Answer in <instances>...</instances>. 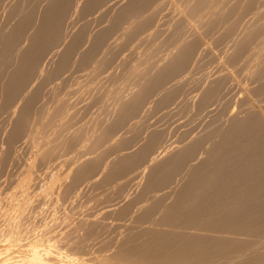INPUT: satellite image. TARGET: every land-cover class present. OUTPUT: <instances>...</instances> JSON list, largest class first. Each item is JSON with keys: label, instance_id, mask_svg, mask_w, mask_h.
Masks as SVG:
<instances>
[{"label": "rangeland", "instance_id": "rangeland-1", "mask_svg": "<svg viewBox=\"0 0 264 264\" xmlns=\"http://www.w3.org/2000/svg\"><path fill=\"white\" fill-rule=\"evenodd\" d=\"M258 1L0 0V263H27L25 260L31 247L37 245L38 249L49 247L51 255L46 253L49 264H67L70 259L69 264H163L166 259L162 258L168 256L164 252L167 249L174 252L178 248L183 249L180 256L184 258L178 256L173 260L174 264L178 259H182L180 264H187L191 258L188 264H193L195 257L194 264H201L202 258H205L203 264H264V211H260V207H264L261 205L262 198L264 201V0ZM56 5H59L56 8L59 12ZM33 37L40 40H33ZM31 48H35L34 53ZM66 59L68 66H65ZM202 93L207 94L203 97ZM249 131L256 139L254 142L241 139L235 144L228 140L218 143L226 132L227 137L234 135L232 139L238 140ZM211 164L217 168L223 166L224 174L221 173L216 180L214 177L210 179L212 171L210 178L204 173L205 167L210 168ZM240 168L241 172L238 171ZM172 169L178 171L171 175L169 171ZM228 174L225 183L218 181L224 176L227 178ZM237 182L238 187L243 185L241 189H226V185L235 187ZM255 183L263 184L259 187V191L263 187V195L261 191L255 194ZM177 198L183 204H177ZM230 209H240L236 212H241L235 216V211L231 213ZM242 210L247 212L244 214ZM149 248L153 252L150 250L146 254L143 250ZM52 249L62 253L65 259L54 258L56 255ZM155 249L162 250L164 257L159 258L162 262L153 260L160 256L155 254ZM4 256L8 258L4 260ZM8 259L13 263L7 262Z\"/></svg>", "mask_w": 264, "mask_h": 264}, {"label": "bare ground", "instance_id": "bare-ground-1", "mask_svg": "<svg viewBox=\"0 0 264 264\" xmlns=\"http://www.w3.org/2000/svg\"><path fill=\"white\" fill-rule=\"evenodd\" d=\"M1 1H3V0H1ZM92 1H93V0H92ZM98 1H99V0H98ZM116 1H117V0H116ZM212 1H213V0H212ZM228 1H229V0H228ZM230 1H231V0H230ZM233 1H234V0H233ZM250 1H251V0H250ZM259 1H260V0H259ZM259 1H258V2H259ZM6 2H7V0H6ZM71 2H72V1H71ZM73 2H74V1H73ZM96 2H97V1H96ZM112 2H113V1H112ZM201 2H202V1H201ZM236 2H237V1H236ZM252 2H253V1H252ZM2 3H3V2H2ZM56 3H57V2H56ZM63 3H64V2H63ZM86 3H87V2H86ZM174 3H175V2H174ZM205 3H206V2H205ZM254 3H255V1H254L252 4H254ZM61 4H62V3H61ZM104 4H105V3H104ZM108 4H109V3H108ZM119 4H120V3H119ZM124 4H125V3H124ZM135 4H136V3H135ZM157 4H158V3H157ZM220 4H221V2H220ZM220 4H219V5H220ZM259 4H260V3H259ZM22 5H23V4H22ZM93 5H94V4H93ZM114 5H115V4H114ZM143 5H144V4H143ZM210 5H211V4H210ZM227 5H228V3H227ZM247 5H248V4H247ZM9 6H10V5H9ZM57 6H59V5H56V7H55V6H53V7H55V9H56ZM73 6H74V5H73ZM86 6H87V5H86ZM90 6H91V5H90ZM111 6H112V5H111ZM157 6H158V5H157ZM256 6H257V5H256ZM261 6H262V5H261ZM5 7H6V6H5ZM92 7H93V6H91V8H92ZM109 7H110V6H109ZM128 7H129V6H128ZM240 7H241V6H240ZM248 7H249V5H248ZM248 7H246V8H248ZM258 7H259V6H258ZM22 8H23V6H22ZM82 8H83V7H82ZM86 8H87V7H86ZM102 8H103V7H102ZM102 8H101V9H102ZM140 8H141V7H140ZM200 8H201V7H200ZM204 8H205V7H204ZM207 8H208V7H207ZM211 8H212V7H211ZM251 8H252V7H251ZM254 8H255V6H254ZM256 8H257V7H256ZM28 9H29V8H28ZM60 9H61V8H60ZM62 9H63V8H62ZM98 9H99V7H98ZM131 9H132V8H131ZM153 9H154V8H153ZM188 9H189V8H188ZM212 9H214V8H212ZM244 9H245V8H244ZM257 9H260V8H257ZM3 10H4V8H3ZM21 10H22V9H21ZM56 10L58 11L59 9H56ZM114 10H115V9H114ZM209 10H211V9H209ZM214 10H215V9H214ZM228 10H229V7H228ZM228 10H227V11H228ZM252 10H254V9H252ZM261 10H262V9H261ZM13 11H14V10H13ZM49 11H50V10H49ZM65 11H66V10H65ZM85 11H86V10H85ZM89 11H90V10H89ZM188 11H189V10H188ZM191 11H192V10H191ZM195 11H197V10H195ZM204 11H206V9H205ZM241 11H242V9H241ZM247 11H248V9H247ZM255 11H256V10H255ZM257 11H258V10H257ZM257 11H256V12H257ZM58 12H59V11H58ZM91 12H92V11H91ZM93 12H94V11H93ZM112 12H113V11H112ZM176 12H177V11H176ZM197 12H198V11H197ZM231 12H232V11H231ZM242 12H243V11H242ZM252 12H254V11H252ZM252 12H251V13H252ZM259 12H260V11H258L257 13H259ZM15 13H16V12H15ZM33 13H37V12H34V11H33ZM106 13H107V12H106ZM187 13H188V12H187ZM202 13H203V12H202ZM243 13H244V12H243ZM19 14H20V10H19ZM57 14H58V13H57ZM62 14H63V12H62ZM62 14H61V15H62ZM104 14H105V13H104ZM117 14H118V13H117ZM148 14H149V13H148ZM205 14H206V13H205ZM207 14H208V13H207ZM216 14H217V13H216ZM226 14H229V13L227 12ZM230 14H232V13H230ZM245 14H246V13H245ZM254 14H255V16H256V13H254ZM13 15H14V14H13ZM33 15H34V14H33ZM59 15H60V14H59ZM89 15H90V13H89ZM94 15H95V14H94ZM96 15H97V14H96ZM100 15H101V14H100ZM123 15H124V13H123ZM197 15H198V14H197ZM210 15H211V14H210ZM246 15H247V14H246ZM250 15H251V14H250ZM78 16H79V14H78ZM78 16H77V17H78ZM120 16H121V15H120ZM207 16H208V15H207ZM230 16H231V15H230ZM230 16H229V17H230ZM240 16H241V13H240ZM6 17H7V16H6ZM60 17H61V16H60ZM63 17H64V16H63ZM95 17H96V16H95ZM109 17H110V15H109ZM114 17H115V16H114ZM118 17H119V16H118ZM185 17H186V16H185ZM201 17H202V16H201ZM201 17H200V19H201ZM229 17H228V20L230 19ZM252 17H253V16H252ZM257 17H258V16H257ZM28 18H29V17H28ZM57 18H58V16H57ZM61 18H62V17H61ZM61 18H60V19H61ZM91 18L93 19V17H91ZM115 18H116V17H115ZM120 18H121V17H120ZM181 18H182V17H181ZM244 18H245V17H244ZM244 18H243V19H244ZM246 18H247V17H246ZM15 19H16V18H15ZM40 19H41V18H40ZM63 19H64V18H63ZM77 19H78V18H77ZM107 19H108V18H107ZM185 19H186V18H185ZM208 19H209V18H208ZM214 19H215V18H214ZM223 19H224V18H223ZM226 19H227V17H226ZM259 19H261V18H259ZM11 20H12V19H11ZM11 20H10V21H11ZM17 20H18V19H17ZM46 20H47V19L44 20V23L47 24V21H46ZM67 20H68V19H67ZM80 20H81V19H80ZM88 20H89V19H88ZM88 20H87V21H88ZM105 20H106V19H105ZM111 20H112V18H111ZM126 20H127V19H126ZM126 20H125V21H126ZM171 20H172V19H171ZM187 20H188V19H187ZM204 20H205V19H204ZM212 20H213V19H211V22H212ZM217 20H218V19H217ZM228 20H227V21H228ZM252 20H254V17H253ZM263 20H264V19H263ZM263 20L261 21L262 23H263ZM27 21H28V20H27ZM45 21H46V22H45ZM81 21H82V20H81ZM106 21H107V20H106ZM114 21H115V20H114ZM174 21H176V20H174ZM174 21H172V22H174ZM201 21H202V20H201ZM224 21H225V20H224ZM242 21H243V20H242ZM245 21H246V19H245ZM52 22H54V21H52ZM116 22H117V20H116ZM118 22H119V20H118ZM172 22H171V23H172ZM186 22H187V21H186ZM188 22H189V21H188ZM188 22H187V23H188ZM203 22H204V21H203ZM209 22H210V20H209ZM231 22H232V21H231ZM252 22H253V21H251V23H252ZM255 22H256V20H255ZM255 22H254V23H255ZM19 23H20V22H19ZM91 23H92V22H91ZM98 23H99V22H98ZM102 23H103V22H102ZM110 23H111V22H110ZM132 23H133V22H132ZM243 23H244V22H243ZM243 23H242V24H243ZM249 23H250V22H249ZM256 23H257V22H256ZM56 24H57V22H56ZM100 24H101V23H100ZM103 24H104V23H103ZM118 24H119V23H118ZM127 24H128V23H127ZM141 24H144V23H141ZM174 24H175V23H174ZM190 24H191V23H190ZM194 24H195V23H194ZM222 24H223V23H222ZM49 25H50V23H49ZM53 25H54V24H53ZM58 25H59V24H58ZM81 25H82V24H81ZM101 25H102V24H101ZM105 25H106V24H105ZM112 25H113V24H112ZM114 25H115V24H114ZM114 25H113V26H114ZM124 25H125V24H124ZM164 25H165V24H164ZM210 25H211V24H210ZM227 25H228V24H227ZM237 25H239V24H237ZM240 25H241V24H240ZM251 25H252V24H251ZM255 25H257V24H255ZM261 25H262V24H261ZM20 26H21V25H20ZM73 26H74V24H73ZM96 26H98V25H96ZM106 26H107V25H106ZM203 26H205V25H203ZM241 26H243V25H241ZM247 26H248V25H247ZM252 26H253V25H252ZM258 26H259V25H258ZM263 26H264V25H263ZM40 27H41V26H40ZM46 27H48V29L50 28V27L48 26V24H47ZM46 27H45V28H46ZM51 27H52V24H51ZM206 27H207V26H206ZM214 27H216V26L214 25ZM32 28H33V27H32ZM93 28H94V26H93ZM97 28H98V27H97ZM174 28H175V27H174ZM174 28H173V30H174ZM178 28H179V27H178ZM209 28H210V27H209ZM211 28H212V26H211ZM235 28H236V27H235ZM237 28H238V27H237ZM239 28H240V27H239ZM252 28H253V27H252ZM254 28H255V27H254ZM263 28H264V27H262V30H263ZM40 29H41V28H40ZM68 29H69V28H68ZM74 29H75V28H74ZM100 29H101V28H100ZM131 29H132V28H131ZM138 29H139V28H138ZM165 29H166V28H165ZM170 29H171V28H170ZM194 29H195V28H194ZM213 29H215V28H213ZM256 29H257V28H256ZM259 29H260V28H259ZM23 30H24V28H23ZM46 30H47V29H46ZM61 30H62V29H61ZM72 30H73V29H72ZM97 30H98V29H97ZM97 30H96V31H97ZM106 30H107V28H106ZM128 30H129V29H128ZM191 30H192V29H191ZM206 30H207V29H206ZM231 30H232V29H231ZM234 30H235V29H234ZM240 30H241V29H240ZM245 30H246V27H245ZM253 30H255V29H253ZM257 30H258V29H257ZM257 30H256V32L258 33ZM262 30H261V31H262ZM66 31H67V30H66ZM135 31H136V30H135ZM171 31H172V30H171ZM175 31H176V30H175ZM179 31H180V30H179ZM186 31H187V30H186ZM192 31H193V30H192ZM210 31H212V30H210ZM213 31H214V30H213ZM235 31H236V30H235ZM261 31H260V32H261ZM48 32H49V31H48ZM76 32H77V31H76ZM84 32H85V31H84ZM99 32H100V31H99ZM165 32H166V31H165ZM167 32H168V31H167ZM189 32H190V31H189ZM229 32H230V31H229ZM256 32H255V33H256ZM260 32H259V34L262 35V33H260ZM49 33H50V32H49ZM94 33H95V32H94ZM114 33H115V32H114ZM127 33H128V32H127ZM163 33H164V32H163ZM173 33H174V31H173ZM214 33H215V31H214ZM219 33H220V32H219ZM219 33H218V34H219ZM232 33H234V32H232ZM232 33L230 32V34H232ZM237 33H239V32H237ZM242 33H244V32H242ZM247 33H249V32H247ZM251 33H252V32H251ZM17 34H20V32L17 33ZM17 34H15V35H17ZM68 34H69V33H68ZM74 34H75V32H74ZM77 34H79V33H77ZM101 34H102V33H101ZM110 34H111V33H110ZM128 34H129V33H128ZM130 34H131V33H130ZM167 34H168V33H167ZM186 34H187V33H186ZM218 34H217V35H218ZM222 34H223V33H222ZM222 34H221V35H222ZM235 34H236V33H235ZM21 35H22V34H21ZM65 35H66V34H65ZM92 35H93V33H92ZM157 35H158V34H157ZM182 35H183V34H182ZM200 35H201V34H200ZM240 35H241V33H240ZM240 35H239V36H240ZM246 35H247V34H246ZM254 35H255V34H254ZM254 35H253V36H254ZM257 35H258V34H257ZM257 35H256V36H257ZM46 36H47V35H46ZM72 36H73V34H72ZM106 36H107V35H106ZM127 36H128V35H127ZM127 36H126V37H127ZM131 36H132V35H131ZM155 36H156V35H155ZM250 36H251V35H250ZM21 37H22V36H21ZM77 37H79V36H77ZM77 37H76V38H77ZM82 37H83V36H82ZM104 37H105V36H104ZM179 37H180V36H179ZM184 37H185V36H184ZM199 37H201V36H199ZM234 37H235V35H234ZM234 37H233V38H234ZM251 37H252V36H251ZM254 37H255V36H254ZM257 37H258V36H257ZM259 37H260V35H259ZM14 38H16V37H14ZM14 38H13V39H14ZM18 38H19V36H18ZM35 38H38V37H33V40H34ZM41 38H42V37H41ZM71 38H72V37H71ZM76 38H75V40H77ZM90 38H91V37H90ZM107 38H108V37H107ZM153 38H154V37H153ZM186 38H187V37H186ZM205 38H206V37H205ZM231 38H232V37H230L229 39H231ZM241 38H242V37H241ZM246 38H248L249 40H252V39H250V37H246ZM252 38H253V37H252ZM260 38H261V37H260ZM260 38H259V39H260ZM42 39H43V38H42ZM79 39H80V38H79ZM101 39H102V38H101ZM179 39H180V38H179ZM182 39H183V36H182ZM237 39H239V38H236V40H237ZM36 40H37V39H36ZM38 40H40V38H38ZM38 40H37V41H38ZM52 40H53V39H52ZM80 40H81V39H80ZM87 40H88V38H87ZM89 40H90V39H89ZM89 40H88V41H89ZM93 40H95V39H93ZM157 40H158V39H157ZM180 40H181V39H180ZM232 40H233V39H232ZM232 40H231V41H232ZM254 40H258V39H257V38H254ZM50 41H51V40H50ZM71 41H72V40H71ZM122 41H123V40H122ZM127 41H128V40H127ZM144 41H145V40H144ZM144 41H143V42H144ZM195 41H196V40H195ZM202 41H203V40H202ZM227 41H228V40H227ZM241 41H242V40H241ZM244 41H245V40H244ZM247 41H248V40H247ZM47 42H48V41H47ZM73 42H74V41H73ZM148 42H149V41H148ZM158 42H159V41H158ZM166 42H167V41H166ZM175 42H176V41H175ZM190 42H191V41H190ZM209 42H210V40H209ZM216 42H217V41H216ZM229 42H230V41H229ZM233 42H234V41H233ZM248 42H250V41H248ZM256 42H257V41H256ZM259 42H260V40H259ZM259 42H257V43H259ZM263 42H264V39H263ZM263 42H262V44H263ZM32 43H33V42H32ZM38 43H39V42H38ZM38 43H37V45H38ZM75 43H77V42H75ZM79 43H80V42H79ZM114 43H115V42H114ZM144 43H145V42H144ZM144 43H143V44H144ZM152 43H153V42H152ZM162 43H163V42H162ZM205 43H206V42H205ZM212 43H213V42H212ZM220 43H221V42H220ZM235 43H236V42H235ZM242 43H243V42H242ZM17 44H18V43H17ZM33 44H34V43H33ZM33 44H32V45H33ZM72 44H73V43H72ZM84 44L86 45V43H84ZM91 44H93V43H91ZM95 44H96V42H95ZM124 44H125V43H124ZM135 44H136V43H135ZM164 44H165V43H164ZM218 44H219V43H218ZM222 44H223V43H222ZM226 44H227V42H226ZM239 44H240V43H239ZM243 44H244V43H243ZM251 44H253V43H251ZM262 44H261V45H262ZM19 45H20V44H19ZM73 45H75V44H73ZM78 45H79V44H78ZM97 45H98V44H97ZM99 45H100V43H99ZM160 45H161V44H160ZM160 45H158V46H160ZM169 45H170V44H169ZM185 45H186V44H185ZM206 45H207V44H206ZM220 45H221V44H220ZM223 45H224V44H223ZM227 45H228V44H227ZM227 45H226V46H227ZM229 45H230V44H229ZM236 45H237V44H236ZM40 46H41V45H40ZM90 46H91V45H90ZM153 46H154V45H153ZM186 46H187V45H186ZM216 46H217V45H216ZM226 46H225V47H226ZM245 46H246V45H245ZM259 46H260V45H259ZM259 46H258V47H259ZM263 46H264V45H263ZM31 47H33V46H31ZM73 47H76V46H73ZM97 47H98V46H97ZM154 47H155V46H154ZM167 47H168V46H166V48H167ZM187 47H188V46H187ZM225 47H223V48L225 49ZM227 47H228V46H227ZM236 47H237V46H236ZM238 47H239V45H238ZM241 47H242V45H241ZM248 47H249V46H248ZM252 47H254V45H253ZM28 48H30V47H28ZM44 48H45V47H44ZM76 48H77V47H76ZM80 48H81V47H80ZM92 48H93V47H92ZM161 48H162V47H161ZM161 48H160V50H161ZM174 48H175V47H174ZM207 48H208V47H207ZM234 48H235V47H234ZM239 48H240V47H239ZM243 48H244V47H243ZM245 48H246V47H245ZM249 48H250V47H249ZM10 49H11V48H10ZM33 49H35V48H31V50L28 49V51L30 50V51H32V53H34ZM136 49H137V48H136ZM142 49H144V48H142ZM151 49H153V48H151ZM163 49H164V48H163ZM185 49H186V47H185ZM190 49H191V48H190ZM220 49H221V47H220ZM228 49H229V48H228ZM246 49H247V48H246ZM252 49H253V48H252ZM254 49H255V47H254ZM259 49H260V48H259ZM20 50H21V49H20ZM20 50H19V51H20ZM72 50H73V49H72ZM78 50H79V49H78ZM86 50H87V49H86ZM90 50H91V49H90ZM140 50H141V49H140ZM175 50H176V49H175ZM233 50H234V49H233ZM261 50H262V49H261ZM11 51H12V50H11ZM28 51H27V52H28ZM30 51H29V52H30ZM120 51H121V50H120ZM176 51H177V50H176ZM191 51H192V50H191ZM191 51H190V52H191ZM216 51H218V49H217ZM224 51H225V50H224ZM224 51H223V52H224ZM226 51H227V50H226ZM226 51H225V52H226ZM236 51H237V50H236ZM239 51H240V50H238V52H239ZM247 51H248V50H247ZM263 51H264V49H263ZM27 52H26V54H27ZM29 52H28V53H29ZM35 52H36V51H35ZM76 52H77V51H76ZM80 52H81V50H80ZM85 52H87V51H85ZM117 52H118V51H117ZM160 52H161V51H160ZM169 52H170V51H169ZM220 52H221V51H220ZM245 52H246V51H244V53H245ZM251 52H252V51H251ZM255 52H256V50H255ZM10 53H11V52H10ZM10 53H9V54H10ZM32 53H31V54H32ZM71 53H72V52H71ZM118 53H119V52H118ZM131 53H132V52H131ZM228 53H229V52H228ZM236 53H237V52H235V54H236ZM242 53H243V52H242ZM256 53H257V52H256ZM258 53H259V52H258ZM26 54H23V55H26ZM29 54H30V53H29ZM66 54H68V53H66ZM77 54H78V53H77ZM155 54H156V53H155ZM239 54H241V53L239 52ZM250 54H251V53H250ZM252 54H253V52H252ZM252 54H251V56H252ZM260 54H261V53H260ZM5 55H6V54H5ZM27 55H28V54H27ZM33 55H34V54H32V56H33ZM91 55H92V54H91ZM125 55H126V54H125ZM132 55H133V54H132ZM159 55H160V54H159ZM185 55L187 56V54H185ZM192 55H193V54H192ZM223 55H224V54H223ZM223 55H222V56H223ZM225 55H226V54H225ZM225 55H224V57H225ZM248 55H249V54H248ZM254 55H255V54H254ZM40 56H41V55H40ZM69 56H70V55H69ZM71 56H72V55H71ZM155 56H156V55H155ZM175 56H176V55H175ZM182 56H183V55H182ZM238 56H239V55H238ZM241 56H242V55H241ZM241 56H240V57H241ZM258 56H259V55H258ZM10 57H11V56H10ZM10 57H9V58H10ZM30 57H31V55H30ZM88 57H89V56H88ZM91 57H92V56H91ZM138 57H139V56H138ZM156 57H157V56H156ZM163 57H164V56H163ZM168 57H169V56H168ZM224 57H223V58H224ZM226 57H228V56H226ZM234 57H235V55H234ZM252 57H253V56H252ZM252 57L250 58V56H249L248 58H250V60H251V59H253ZM9 58H8V59H9ZM12 58H13V57H12ZM23 58H24V57H22V59H23ZM36 58H37V57H36ZM51 58H52V57H51ZM64 58H65V55H64ZM67 58H68V57H67ZM86 58H87V56H86ZM99 58H100V57H99ZM179 58H180V57H179ZM228 58H229V57H228ZM228 58H227V59H228ZM22 59H21V61H22ZM26 59H28V58L26 57ZM54 59H55V58H54ZM57 59H58V58H57ZM61 59H62V58H61ZM90 59H91V58H90ZM107 59H108V58H107ZM125 59H126V58H125ZM133 59H134V58H133ZM155 59H156V58H155ZM180 59H181V58H180ZM215 59H216V58H215ZM231 59H232V57H231ZM231 59H230V60H231ZM233 59H234V58H233ZM236 59H237V57L235 58V62H236ZM64 60H65V59H64ZM66 60H67V59H66ZM100 60H101V59H100ZM138 60H139V59H138ZM157 60H158V59H157ZM169 60H170V59H168V61H169ZM171 60H172V59H171ZM176 60H177V59H176ZM199 60H201V59H199ZM220 60H221V59H220ZM250 60H249V62H250ZM253 60H254V59H253ZM5 61H6V60H5ZM30 61H31V59H30ZM34 61H36V60H34ZM37 61H38V60H37ZM123 61H125V60H123ZM146 61H147V60H146ZM179 61H181V60H179ZM185 61H186V60H185ZM203 61H204V59H203ZM226 61H227V60H226ZM232 61H234V60H232ZM232 61H231V62H232ZM19 62H20V61H19ZM24 62H25V60H24ZM26 62H27V61H26ZM60 62H63V60L60 61ZM100 62H101V61H100ZM129 62H130V61H129ZM165 62H166V61H165ZM170 62H171V61H170ZM181 62H182V61H181ZM194 62H195V61H194ZM242 62H243V61H242ZM249 62H248V63H249ZM22 63H23V62H22ZM22 63H21V66L24 64V63H23V64H22ZM27 63H28V62H27ZM27 63H25V64H27ZM189 63H190V62H189ZM219 63H220V62H219ZM244 63H245V61H244ZM7 64H8V63H7ZM17 64H18V63H17ZM35 64H36V63H35ZM66 64H68V60H67V63H65V66H68V65H66ZM103 64H104V63H103ZM185 64H186V63H185ZM207 64H208V63H207ZM252 64H253V63H252ZM50 65H51V64H50ZM60 65H61V64H60ZM114 65H115V64H114ZM137 65H138V63H137ZM161 65H162V64H161ZM176 65H178V63H177ZM194 65H195V64H194ZM244 65H245V64H243V66H244ZM9 66H10V65H9ZM21 66H20V69L22 68ZM24 66H25V65H24ZM24 66H23V67H24ZM65 66H64V67H65ZM85 66H86V65H85ZM189 66H190V65H189ZM192 66H193V65H192ZM196 66H197V65H196ZM217 66H218V65H217ZM247 66H248V65H247ZM247 66H246V67H247ZM87 67H88V66H87ZM105 67H106V66H105ZM105 67H104V68H105ZM120 67H121V66H120ZM162 67H163V66H162ZM176 67H177V66H176ZM178 67H179V66H178ZM203 67H204V66H203ZM203 67H202V68H203ZM208 67H209V65H208ZM208 67H207V68H208ZM238 67H239V65H238ZM238 67H237V68H238ZM263 67H264V66H263ZM7 68H8V67H7ZM104 68H103V69H104ZM106 68H107V67H106ZM124 68H125V67H124ZM141 68H143V67H141ZM198 68H199V67H198ZM241 68H243V67L241 66ZM255 68H256V67H255ZM10 69H11V68H10ZM17 69H18V67H17ZM35 69H36V68H35ZM70 69H71V67H70ZM74 69H75V68H74ZM160 69H161V68H160ZM176 69H177V68H176ZM179 69H180V68H179ZM186 69H187V68H186ZM186 69H185V70H186ZM204 69H205V68H204ZM248 69H249V68H248ZM262 69H263V68H262ZM18 70H19V69H18ZM58 70H59V69H58ZM77 70H78V69H77ZM119 70H120V69H119ZM139 70H140V69H139ZM191 70H192V69H191ZM200 70H201V69H200ZM207 70H208V69H207ZM207 70H206V71H207ZM61 71H62V69H61ZM79 71H81V69H80ZM88 71H89V70H88ZM174 71H175V70H174ZM176 71H177V70H176ZM208 71H209V70H208ZM8 72H9V70H8ZM16 72H17V71H16ZM18 72H19V71H18ZM18 72H17V73H18ZM149 72H150V71H149ZM182 72H183V71H182ZM204 72H205V71H204ZM210 72H211V71H210ZM244 72H246V71H244ZM263 72H264V70H263ZM47 73H48V72H47ZM58 73H59V72H58ZM80 73H81V72H80ZM83 73H84V72H83ZM165 73H166V72H165ZM180 73H181V72H180ZM201 73H202V72H201ZM201 73H200V74H201ZM206 73H208V72H206ZM212 73H213V72H212ZM250 73H251V72H250ZM14 74H15V72H14ZM19 74H20V73H19ZM67 74L69 75V73H67ZM72 74H73V73H72ZM95 74H96V73H95ZM172 74H173V73H172ZM177 74H178V73H177ZM189 74H190V73H189ZM189 74H188V75H189ZM255 74H256V72H255ZM262 74H263V73H262ZM21 75H22V74H21ZM45 75H46V74H45ZM125 75H126V74H125ZM142 75H143V74H142ZM151 75H152V74H151ZM153 75H154V74H153ZM224 75H225V74H224ZM14 76H15V75H14ZM25 76H26V74H25ZM54 76H55V75H54ZM106 76H107V75H106ZM183 76H184V75H183ZM15 77H17V76H15ZM15 77H14V78H15ZM141 77H142V76H141ZM147 77H149V76H147ZM147 77H146V78H147ZM153 77H154V76H153ZM194 77H195V76H194ZM213 77H214V76H213ZM260 77H261V76H260ZM23 78H24V77H23ZM48 78H49V77H48ZM53 78H54V77H53ZM60 78H61V77H60ZM69 78H70V77H69ZM78 78H79V77H78ZM105 78H106V77H105ZM156 78H158V77H156ZM215 78H216V77H215ZM233 78H234V77H233ZM11 79H12V78H11ZM15 79H16V78H15ZM65 79H66V78H65ZM72 79H73V78H72ZM75 79H76V78H75ZM100 79H101V78H100ZM130 79H131V78H130ZM153 79H154V78H153ZM183 79H184V78H183ZM234 79H235V78H234ZM13 80H14V79H13ZM16 80H17V79H16ZM16 80H15V81H16ZM22 80H23V79H22ZM33 80H34V79H33ZM46 80H47V79H46ZM56 80H57V79H56ZM121 80H122V79H121ZM128 80H129V79H128ZM132 80H133V79H132ZM155 80H156V79H155ZM159 80H160V79H159ZM159 80H158V81H159ZM211 80H212V79H211ZM17 81H18V80H17ZM51 81H52V80H51ZM69 81H70V80H69ZM109 81H110V80H109ZM187 81H188V80H187ZM208 81H209V80H208ZM248 81H249V80H248ZM11 82H12V81H11ZM30 82H31V81H30ZM73 82H74V81H73ZM124 82H125V81H124ZM152 82H153V81H152ZM212 82H213V81H212ZM231 82H232V81H231ZM13 83L16 85V82H13ZM64 83H65V82H64ZM91 83H92V82H91ZM105 83H106V82H105ZM107 83H108V82H107ZM126 83H127V82H126ZM162 83H163V82H162ZM162 83H161V84H162ZM170 83H171V82H170ZM203 83H204V81H203ZM206 83H207V82H206ZM215 83H216V82H215ZM218 83H219V82H218ZM10 84H11V83H10ZM55 84H56V83H55ZM100 84H101V83H100ZM103 84H104V83H103ZM159 84H160V83H159ZM173 84H174V83H173ZM185 84H186V83H185ZM48 85H49V84H48ZM124 85H125V84H124ZM129 85H130V83H129ZM171 85H172V84H171ZM183 85H184V84H183ZM190 85H191V84H190ZM197 85H198V84H197ZM206 85H207V84H206ZM16 86H17V85H16ZM57 86H58V85H57ZM62 86H63V85H62ZM125 86H126V85H125ZM131 86H132V85H131ZM131 86H130V87H131ZM148 86H149V85H148ZM151 86H152V85H151ZM188 86H189V85H188ZM213 86H215V85H212V87H213ZM218 86H219V85H218ZM218 86H217V88H218ZM241 86H242V85H241ZM11 87H12V85H11ZM34 87H35V86H34ZM97 87H98V86H97ZM97 87H96V88H97ZM106 87H107V84H106ZM108 87H109V86H108ZM118 87H119V86H118ZM120 87H121V86H120ZM126 87H127V86H126ZM13 88H14V87H13ZM122 88H123V87H122ZM132 88H133V87H132ZM153 88H154V87H153ZM155 88H156L155 90H157V87H155ZM24 89H25V88H24ZM39 89H40V88H39ZM128 89H129V88H128ZM147 89H148V88H147ZM175 89H176V88H175ZM210 89H211V88H210ZM12 90H13V89H12ZM55 90H56V89H55ZM59 90H60V89H59ZM145 90H146V89H145ZM200 90H201V89H200ZM218 90H219V89H218ZM36 91H37V90H36ZM53 91H54V90H53ZM91 91H92V90H91ZM102 91H103V90H102ZM108 91H109V90H108ZM152 91H153V90H152ZM159 91H160V90H159ZM162 91H163V90H162ZM216 91H217V89H216ZM17 92H18V91H17ZM50 92H51V91H50ZM123 92L125 93L124 90H123ZM150 92H151V89H150ZM153 92H154V91H153ZM218 92H219V91H218ZM221 92H222V90H221ZM227 92H228V91H227ZM15 93H16V92H15ZM21 93H22V92H21ZM37 93H38V92H37ZM97 93H98V92H97ZM159 93H160V92H159ZM162 93H163V92H162ZM174 93H175V92H174ZM92 94H93V93H92ZM112 94H113V93H112ZM131 94H132V93H131ZM177 94H178V93H177ZM193 94H194V93H193ZM200 94H201V93H200ZM206 94H207V93H206ZM206 94H204V95H206ZM215 94H216V93H215ZM217 94H218V93H217ZM9 95H10V94H9ZM107 95H109V93H108ZM114 95H115V94H114ZM120 95H121V93H120ZM125 95H126V93H125ZM144 95H145V94H144ZM202 95H203V93H202ZM204 95H203V97H204ZM103 96H104V95H103ZM123 96H124V95H123ZM162 96H163V95H162ZM249 96H250V95H249ZM124 97H125V96H124ZM186 97H187V96H186ZM203 97H202V98H203ZM19 98H20V97H19ZM112 98H113V97H112ZM114 98H116V97H114ZM125 98H126V97H125ZM128 98H129V97H128ZM148 98H149V97H148ZM155 98H157V97H155ZM182 98H183V97H182ZM194 98H195V97H194ZM194 98H193V99H194ZM199 98H201V96H200ZM231 98H232V97H231ZM21 99H22V98H21ZM29 99H30V98H29ZM29 99L27 98V100H29ZM37 99H38V98H37ZM130 99H131V97H130ZM150 99H151V98H150ZM196 99H197V98H196ZM134 100H135V99H134ZM181 100H182V99H181ZM39 101H40V100H39ZM92 101H93V98H92ZM95 101H96V100H95ZM129 101H131V100H129ZM187 101H188V100H187ZM197 101L199 102L200 100H197ZM31 102H32V101H31ZM34 102H35V101H34ZM41 102H42V101H41ZM57 102H58V101H57ZM80 102H81V101H80ZM89 102H90V101H89ZM107 102H108V101H107ZM120 102H121V101H120ZM141 102H143V101H141ZM144 102H145V101H144ZM155 102H156V101H155ZM177 102H178V101H177ZM188 102H189V101H188ZM194 102H195V101H194ZM194 102H192V105H193ZM200 102H201V101H200ZM213 102H214V101H213ZM97 103H98V102H97ZM103 103H104V102H103ZM111 103H112V102H111ZM113 103H114V102H113ZM123 103H124V102H123ZM123 103H122V104H123ZM132 103H133V102H132ZM43 104H44V103H43ZM43 104H42V105H43ZM63 104H65V103H63ZM95 104H96V103H95ZM108 104H109V103H108ZM117 104H118V103H117ZM125 104H126V103H125ZM164 104H165V102H164ZM177 104H178V103H177ZM188 104H189V103H188ZM197 104H198V103H197ZM32 105H33V104H32ZM61 105H62V104H61ZM61 105H60V106H61ZM72 105H73V104H72ZM86 105H87V104H86ZM92 105H93V104H92ZM98 105H99V104H98ZM106 105H107V104H106ZM162 105H163V104H162ZM195 105H196V104H195ZM63 106H64V105H63ZM65 106H66V105H65ZM101 106H102V105H101ZM101 106H100V108H101ZM111 106H113V105H111ZM164 106H165V105H164ZM77 107H78V106H77ZM142 107H143V106H142ZM191 107H193V106H191ZM25 108H26V105H25ZM73 108H74V107H73ZM144 108H145V106H144ZM163 108H164V107H163ZM188 108H189V106H188ZM75 109H76V108H75ZM86 109H87V108H86ZM109 109H110V108H109ZM164 109H165V108H164ZM218 109H219V108H218ZM31 110H32V109H31ZM42 110H43V109H42ZM63 110H64V109H63ZM72 110H73V109H72ZM89 110H90V108H89ZM102 110H103V109H102ZM102 110H101V111H102ZM104 110H105V109H104ZM125 110H126V109H125ZM144 110H145V109H144ZM157 110H158V109H157ZM180 110H181V109H180ZM55 111H56V110H55ZM68 111H69V110H68ZM73 111H74V110H73ZM85 111H86V110H85ZM92 111H93V109H92ZM110 111H111V110H110ZM130 111H131V110H130ZM255 111H256V110H255ZM36 112H37V111H36ZM80 112H81V111H80ZM125 112H127V111H125ZM131 112H132V111H131ZM137 112H138V111H137ZM155 112H156V111H155ZM163 112H165V110H164ZM189 112H191V111H189ZM37 113H38V112H37ZM71 113H72V112H71ZM73 113L75 114V112H73ZM81 113H82V112H81ZM108 113H109V112H108ZM108 113H107V114H108ZM114 113H115V112H114ZM129 113H130V112H129ZM135 113H136V112H135ZM135 113H134V114H135ZM166 113H167V112H166ZM68 114H69V113H68ZM94 114H95V113H94ZM103 114H105V113H103ZM124 114H125V113H124ZM141 114H142V113H141ZM157 114H158V113H157ZM164 114H165V113H164ZM172 114H173V113H172ZM247 114H248V113H247ZM56 115H57V113H56ZM66 115H67V114H66ZM82 115H83V114H82ZM82 115H81V116H82ZM97 115H98V114H97ZM111 115H112V113H111ZM166 115H167V114H166ZM185 115H186V114H185ZM253 115H254V114H253ZM46 116H47V115H46ZM87 116H88V115H87ZM95 116H96V115H95ZM100 116H101V115H100ZM105 116H106V115H105ZM115 116H116V115H115ZM124 116H125V115H124ZM33 117H34V116H33ZM41 117H42V116H41ZM85 117H86V116H85ZM85 117H84V118H85ZM88 117H89V116H88ZM91 117H92V119H93V116H91ZM101 117H102V116H101ZM135 117H136V116H135ZM137 117H138V116H137ZM137 117H136V118H137ZM142 117H143V115H142ZM151 117H152V116H151ZM169 117H170V116H169ZM182 117H183V116H182ZM63 118H64V117H63ZM77 118H78V117H77ZM84 118H83V119H84ZM112 118H113V116H112ZM118 118H119V116H118ZM149 118H150V116H149ZM171 118H172V117H171ZM19 119H20V118H19ZM31 119H32V118H31ZM37 119H38V118H37ZM86 119H87V118H86ZM96 119H97V118H96ZM115 119H116V118H115ZM133 119H134V118H133ZM164 119H165V118H164ZM174 119H175V118H174ZM68 120H69V119H68ZM81 120H82V119H81ZM142 120H143V119H142ZM145 120H146V119H145ZM158 120H159V119H158ZM195 120H196V119H195ZM197 120H198V119H197ZM44 121H45V119H44ZM71 121H73V120H71ZM77 121H78V119H77ZM109 121H110V120H109ZM111 121H112V120H111ZM115 121H117V120H115ZM123 121H124V120H123ZM135 121H136V120H135ZM175 121H176V120H175ZM178 121H179V120H178ZM19 122H20V121H19ZM38 122H39V121H38ZM93 122H94V121H93ZM146 122H147V121H146ZM161 122H162V121H161ZM63 123H64V122H63ZM69 123H70V122H69ZM77 123H78V122H77ZM82 123H83V122H82ZM109 123H110V122H109ZM113 123H114V122H113ZM185 123H186V122H185ZM191 123H192V121H191ZM196 123H197V122H196ZM200 123H201V122H200ZM20 124H21V123H20ZM43 124H44V123H43ZM66 124H67V123H66ZM73 124H74V122H73ZM104 124H105V123H104ZM107 124H108V123H107ZM136 124H137V123H136ZM140 124H141V123H140ZM154 124H155V123H154ZM160 124H162V123H160ZM22 125H23V124H22ZM35 125H36V124H35ZM82 125H83V124H82ZM141 125H142V124H141ZM193 125H194V124H193ZM20 126H21V125H19V127H20ZM40 126H41V124H40ZM46 126H47V125H46ZM49 126H50V125H49ZM71 126L73 127V125H71ZM78 126H79V125H78ZM87 126H88V125H87ZM123 126H124V125H123ZM126 126H127V125H126ZM129 126H130V125H129ZM138 126H139V125H138ZM147 126H148V125H147ZM161 126H162V125H161ZM178 126H179V125H178ZM21 127H22V126H21ZM44 127H45V126H44ZM88 127H90V126H88ZM94 127H95V126H94ZM94 127H93V128H94ZM175 127H176V126H175ZM184 127H185V126H184ZM68 128H69V127H68ZM68 128H66V129H68ZM167 128H168V127H167ZM16 129H17V128H16ZM21 129H22V128H21ZM87 129H88V128H87ZM87 129H86V131H87ZM106 129H107V128H106ZM113 129H114V128H113ZM127 129H128V128H127ZM129 129H130V128H129ZM156 129H157V128H156ZM162 129H163V128H162ZM230 129H231V128H230ZM245 129H246V128H245ZM22 130H23V129H22ZM93 130H94V129H93ZM100 130H101V129H100ZM157 130H158V129H157ZM157 130H156V131H157ZM218 130H219V129H218ZM250 130H251V128H250ZM37 131H38V130H37ZM81 131H82V130H81ZM94 131H95V130H94ZM98 131H99V130H98ZM104 131H105V129H104ZM109 131H111V130H109ZM128 131H130V130H128ZM166 131H167V130H166ZM216 131H217V130H216ZM223 131H224V130H223ZM24 132H25V131H24ZM24 132H22V133H24ZM99 132H100V131H99ZM116 132H117V129H116ZM132 132H133V131H132ZM148 132H149V131H148ZM239 132H240V131H239ZM39 133H40V131H39ZM100 133H102V132H100ZM128 133H129V132H128ZM146 133H147V132H146ZM146 133H145V134H146ZM229 133H230V132H229ZM231 133H232V132H231ZM37 134H38V133H37ZM126 134H127V133H126ZM150 134H151V133H150ZM153 134H154V133H153ZM223 134H224V133H223ZM226 134H228V133L226 132ZM226 134H225V136H224L223 139L220 138V139L218 140V143H219V144H220V142L223 144V143H225L227 140L230 141V142L232 141L234 144H235V142L238 143V141H240L241 139H247V142H248V140L250 141V139H251L253 142L256 140V139L254 138V136L250 133V131H249V132H246V133L244 134L245 136H244V135L242 136L243 138H240V139H239V137H238V140H237V138H236V139H232V138H234V135H233L232 138H230V137H227ZM232 134H233V133H232ZM235 134H236V133H235ZM250 134H251V135H250ZM84 135H85V134H84ZM89 135H90V134H89ZM157 135H158V134H157ZM216 135H217V134H216ZM221 135H222V134H221ZM228 135H229V134H228ZM236 135H237V134H236ZM239 135H240V134H238V136H239ZM254 135H256V133H255ZM258 135H259V134H258ZM260 135H261V134H260ZM103 136H106V135H103ZM250 136H251V138H250ZM94 137H95V136H94ZM96 137H97V136H96ZM111 137L113 138V135H112V134H111ZM175 137H176V136H175ZM220 137H221V136H220ZM236 137H237V136H236ZM244 137H245V138H244ZM17 138H18V137H17ZM22 138H23V137H22ZM91 138H92V137H91ZM109 138H110V136H109ZM133 138H134V137H133ZM217 138H218V137H217ZM100 139H102V138L100 137ZM131 139H132V138H131ZM157 139H158V138H157ZM56 140H57V139H56ZM128 140H129V139H128ZM128 140H127V141H128ZM161 140H162V139H161ZM207 140H208V139H207ZM223 140H224V141H223ZM258 140H259V139H258ZM20 141H21V140H20ZM50 141H51V140H50ZM53 141H54V140H53ZM143 141H144V140H143ZM245 141H246V140H245ZM18 142H19V141H18ZM22 142H23V141H22ZM31 142H32V141H31ZM58 142H59V141H58ZM72 142H73V141H72ZM80 142H81V141H80ZM102 142H103V141H102ZM106 142H107V141H106ZM108 142H109V141H108ZM141 142H142V141H141ZM152 142H153V141H152ZM216 142H217V139H216ZM232 142H231V143H232ZM240 142H241V141H240ZM242 142H244V141H242ZM25 143H26V142H25ZM37 143H38V142H37ZM82 143H83V142H82ZM111 143H112V142H111ZM111 143H110V144H111ZM147 143H148V141H147ZM149 143H150V142H149ZM198 143H199V142H198ZM205 143H206V140H205ZM209 143H210V142H209ZM209 143H208V144H209ZM218 143H217V144H218ZM256 143H257V142H256ZM259 143H261V142H259ZM259 143H258V144H259ZM103 144H104V143H103ZM108 144H109V143H108ZM131 144H132V143H131ZM222 144H221V145H222ZM239 144H240V143H239ZM244 144H245V143H244ZM247 144H248V143H247ZM45 145H46V144H45ZM52 145H53V144H52ZM57 145H58V144H57ZM87 145H88V144H87ZM148 145H149V144H148ZM153 145H154V143H153ZM221 145H219L218 147H220ZM229 145H230V144H229ZM242 145H243V144H242ZM36 146H37V145H36ZM42 146H43V145H42ZM53 146H54V145H53ZM73 146H74V145H73ZM81 146H82V145H81ZM88 146H89V145H88ZM143 146H144V145H143ZM145 146H146V145H145ZM215 146L217 147V145H215ZM215 146H214V147H215ZM230 146H231V145H230ZM77 147H78V146H77ZM79 147H80V145H79ZM83 147H84V146H83ZM86 147H87V146H86ZM101 147H102V146H101ZM108 147H109V146H108ZM112 147H113V146H112ZM114 147H115V146H114ZM114 147H113V148H114ZM120 147H122V146H120ZM138 147H140V146H138ZM138 147H137V148H138ZM141 147H142V145H141ZM214 147H213V148H214ZM222 147H223V146H222ZM259 147H260V146H259ZM44 148H45V147H44ZM48 148H49V146H48ZM57 148H58V147H57ZM110 148H111V147H110ZM208 148H209V147H208ZM29 149H30V147H29ZM46 149H47V148H46ZM58 149H59V148H58ZM104 149H105V148H104ZM214 149H215V148H214ZM219 149H220V148H219ZM38 150H39V149H38ZM41 150H43V149H41ZM52 150H53V149H52ZM52 150H50V151H52ZM55 150H56V149H55ZM89 150H90V146H89ZM95 150H96V149H95ZM105 150H106V149H105ZM115 150H116V149H115ZM24 151H25V150H24ZM35 151H36V150H35ZM48 151H49V150H48ZM84 151H85V150H84ZM120 151H122V150H120ZM253 151H254V150H253ZM40 152H43V151H40ZM95 152H96V151H95ZM109 152H110V151H109ZM117 152H118V151H116L115 153H117ZM74 153H75V152H74ZM121 153H122V152H121ZM198 153H199V152H198ZM53 154H54V153H53ZM79 154H80V153H79ZM96 154H97V153H96ZM117 154H120V153H117ZM45 155H46V154H45ZM50 155H51V154H50ZM81 155H82V154H81ZM230 155H231V154H230ZM9 156H10V155H9ZM40 156H41V154H40ZM79 156H80V155H79ZM92 156H93V155H92ZM100 156H102V155H100ZM114 156H115V155H113V157H114ZM121 156H122V155H121ZM123 156H124V155H123ZM43 157H44V156H43ZM84 157H86V156H84ZM124 157H125V156H124ZM35 158H36V157H35ZM39 158H40V157H39ZM41 158H42V157H41ZM94 158L97 159V157H95V156H94ZM242 158H243V157H242ZM36 159H37V158H36ZM82 159H83V158H82ZM106 159H108V158H106ZM113 159H114V158H113ZM121 159H122V158L120 157V160H121ZM206 159H207V158H206ZM41 160H42V159H41ZM45 160H46V159H45ZM118 160H119V159H118ZM120 160H119V161H120ZM122 160H123V159H122ZM216 160H217V159H216ZM241 161H242V160H241ZM57 162H58V161H57ZM69 162H70V161H69ZM112 162H113V161H112ZM174 162H175V161H174ZM177 162H178V161H177ZM205 162H206V161H205ZM50 163H51V162H50ZM58 163H59V162H58ZM70 163H71V162H70ZM93 163H94V162H93ZM178 163H180V162H178ZM211 163H212V162H211ZM41 164H42V163H41ZM53 164H54V163H53ZM106 164H107V163H106ZM192 164H193V163H192ZM202 164H203V163H202ZM204 164H205V163H204ZM208 164H209V163H208ZM213 164H214V163H213ZM213 164L210 165V168H211V169H210V168H206V167L204 166V167H205V169H204V173H206V174L208 173V175H209V174L211 175V172H210V171H212V174H213L212 177L210 178V175H209L208 178L212 179V178L214 177L215 180H216V179L218 178V176H219V175L221 176V173H223L222 168H221L222 165L219 166V167L221 168V169H220L219 167L217 168V166H216V167L213 166ZM90 165H92V163H90ZM241 165L243 166V164H241ZM263 165H264V164H263ZM95 166H96V165H95ZM109 166H110V165H109ZM115 166H116V165H115ZM198 166H199V165H198ZM200 166H201V165H200ZM200 166H199V167H200ZM206 166H207V165H206ZM91 167H92V166H91ZM201 167H202V166H201ZM207 167H208V166H207ZM222 167H223V166H222ZM229 167H230V166H229ZM71 168H72V167H71ZM97 168H98V167H97ZM104 168H105V167H104ZM112 168H113V166H112ZM174 168H175V167H174ZM174 168H173V169H174ZM225 168H226V166H225ZM242 168H243V167H242ZM252 168H253V167H252ZM263 168H264V167H263ZM72 169H73V168H72ZM91 169H92V168H91ZM157 169H158V166H157ZM173 169H172L171 171H169V173H170L171 175H173L175 171H176V172L178 171V170H174V171H173ZM184 169H185V168H184ZM236 169H238V168H236ZM254 169H255V168H254ZM116 170H117V169H116ZM154 170H155V169H154ZM240 170H241V168H240L238 171H240ZM92 171H93V170H92ZM122 171H123V170H122ZM155 171H156V170H155ZM241 171H242V170H241ZM241 171H240V172H241ZM8 172H9V170H8ZM68 172H71V171H68ZM176 172H175V173H176ZM179 172H180V171H179ZM179 172H178V173H179ZM184 172H185V171H184ZM193 172H194V171H193ZM215 172H216V173H215ZM226 172H227V171H226ZM246 172H247V170H246ZM249 172H250V171H248L247 173H249ZM263 172H264V171H263ZM66 173H67V171H66ZM161 173H162V172H161ZM165 173H167V172H165ZM165 173H164V174H165ZM185 173H186V172H185ZM194 173H195V172H194ZM231 173H232V172H231ZM238 173H239V172H238ZM78 174H79V173H78ZM159 174H160V173H159ZM200 174H201V173H200ZM223 174H224V173H223ZM225 174H226V173H225ZM232 174H233V173H232ZM256 174H257V173H256ZM75 175L77 176V174H75ZM165 175H166V174H165ZM184 175H185V174H184ZM254 175H255V173H254ZM107 176H108V175H107ZM166 176H167V175H166ZM142 177H143V176H142ZM198 177H199V176H198ZM200 177H201V175H200ZM204 177H206V176H204ZM226 177H227V178H225V176H224V178H219L218 181L220 182L221 180H223V181H221V183H222V182L228 180V179H229V174H228ZM230 177H231V175H230ZM261 177H262V176H261ZM261 177H260V178H261ZM74 178H75V177H74ZM160 178H161V177H160ZM236 178H237V177H236ZM240 178H241V176H240ZM251 178H253V177H251ZM75 179H76V178H75ZM77 179H78V178H77ZM161 179H162V178H161ZM161 179H160V180H161ZM165 179H166V181H167V178H165ZM181 179H182V178H181ZM183 179H185V178H183ZM191 179H192V178H191ZM204 179H205V178H204ZM206 179H207V178H206ZM231 179L233 180L234 178L232 177ZM244 179H245V178H244ZM139 180H140V179H139ZM143 180H144V179H143ZM160 180H159V181H160ZM162 180H164V179H162ZM162 180H161V181H162ZM202 180H203V179H202ZM238 180H239V178H237V181H238ZM258 180L261 181V179H258ZM83 181H85V180H83ZM206 181L208 182V179H207ZM79 182H80V181H79ZM145 182H146V181H145ZM154 182H155V181H154ZM186 182H187V181H186ZM197 182H198V181H197ZM214 182H216V181H214ZM229 182H230V181H229ZM234 182H235V180H234ZM240 182H241V181H240ZM240 182H239V183H240ZM254 182H255V181H254ZM167 183H168V182H167ZM191 183H192V182H191ZM199 183H201V182L199 181ZM224 183H225V182H224ZM224 183H223V184H224ZM226 183H227V182H226ZM79 184H80V183H79ZM164 184H165V183H164ZM209 184H210V183H209ZM211 184H213V183H211ZM214 184H217V183H214ZM255 184H257V183H255ZM131 185H132V184H131ZM162 185H163V184H162ZM162 185H161V186H162ZM221 185H222V184H221ZM221 185L217 187V188H219L218 190L221 189ZM229 185H230V184H228V186H229ZM232 185H233V183H232ZM240 185H241V184H240ZM260 185L263 186V184H260ZM260 185H258V184H257V186L254 185L255 188L253 187V189H254L255 194L257 193V191H259V187H260ZM68 186H69V185H68ZM159 186H160V185H159ZM174 186H175V185H174ZM204 186H205V185H204ZM211 186L214 187V185H211ZM236 186H237V187H236ZM241 186H243V185H241ZM241 186L238 187V182H237V184L235 185V187L232 186V187H229V188H228L227 185H226V189H231V188H232V189H236V188L241 189V188H242ZM262 186H261V188L263 189L264 186H263V187H262ZM139 187H140V186H139ZM147 187H148V186H147ZM163 187H164V185L162 186V188H163ZM202 187H203V186H202ZM205 187H207V186H205ZM215 187H216V186H215ZM224 187H225V184H224V186H223L222 189H224ZM69 188H70V187H69ZM153 188H154V187H153ZM155 188H156V187H155ZM159 188H160V187H159ZM173 188H174V187H173ZM180 188H181V187H180ZM217 188H213V189H216V190H217ZM244 188H245V187H244ZM157 189H158V187H157ZM157 189H156V190H157ZM168 189H169V188H168ZM176 189H177V188H176ZM201 189H202V188H201ZM201 189H200V190H201ZM203 189H204V188H203ZM203 189H202V190H203ZM238 189H237V190H238ZM262 189L260 190V191H261V194L264 192V191H263L264 189H263V190H262ZM150 190H152V189H150ZM172 190H173V189H172ZM177 190H178V189H177ZM179 190H180V189H179ZM200 190H199V191H200ZM202 190H201V191H202ZM207 190H208V189H207ZM237 190H236V191H237ZM242 190H243V189H242ZM137 191H138V190H137ZM160 191H161V189H160ZM169 191H170V190H169ZM199 191L197 192V194H199ZM230 191H231V190H230ZM234 191H235V190H234ZM260 191H259L258 193H260ZM262 191H263V192H262ZM134 192H135V191H134ZM144 192H146V194H147V191H144ZM152 192H153V191H152ZM184 192H185V191H184ZM189 192H190V191H189ZM193 192H194V191H193ZM226 192H227V191H226ZM243 192H244V191H243ZM141 193H142V192H141ZM141 193H140V194H141ZM149 193H150V191H149ZM165 193H166V192H165ZM174 193H175V192H174ZM205 193H206V192H205ZM235 193H237V192H235ZM239 193H241V192H239ZM249 193H250V192H249ZM258 193H257V194H258ZM140 194H139V196L142 197V194H141V195H140ZM144 194H145V193H144ZM153 194H154V193H153ZM220 194H221V193H220ZM226 194H227V193H226ZM257 194H256V195H257ZM261 194H259V197H260ZM163 195H164V194H163ZM176 195H177V194H176ZM190 195H191V193H190ZM217 195H219V194H217ZM240 195H241V194H240ZM248 195H249V194H248ZM256 195H255V196H256ZM262 195H263V194H262ZM262 195H261V196H262ZM159 196H161V195H159ZM169 196H170V195H169ZM174 196H175V195H174ZM192 196H193V195H192ZM197 196L200 197V195H197ZM230 196H231V195H230ZM232 196L235 197L234 195H232ZM232 196H231V197H232ZM236 196H237V195H236ZM238 196H239V195H238ZM238 196H237V197H238ZM124 197H125V195H124ZM131 197H132V196H131ZM225 197H226V196H225ZM242 197H243V196H242ZM247 197H248V196H247ZM262 197H263V196H262ZM149 198H150V197H149ZM155 198H156V197H155ZM163 198H164V197H163ZM172 198H173V197H172ZM167 199H168V198H167ZM170 199H171V198H170ZM196 199H198V198H196ZM231 199H232V198H231ZM233 199H234V198H233ZM237 199H238V198H237ZM245 199H246V198H245ZM134 200H135V199H134ZM136 200H138V199H136ZM153 200H154V199H153ZM175 200H178V202H177V204H178L180 199L177 198V199H175ZM181 200H182V199H181ZM187 200H188V199H187ZM235 200H236V199H235ZM254 200H255V199H254ZM158 201H159V200H158ZM160 201H161V200H160ZM168 201H169V200H168ZM221 201H222V200H221ZM138 202H139V201H138ZM142 202H143V201H142ZM142 202H141V203H142ZM144 202H145V201H144ZM151 202H152V201H151ZM162 202H163V201H162ZM186 202H187V201H186ZM259 202H260V201H259ZM139 203H140V202H139ZM145 203H146V202H145ZM174 203H175V205H176V202H174ZM174 203H173V204H174ZM180 203H182V201H181ZM180 203H179V204H180ZM231 203H232V202H231ZM250 203H251V202H250ZM161 204H162V203H161ZM182 204H183V203H182ZM188 204H189V203H188ZM188 204H187V205H188ZM234 204H235V203H233L232 206H235ZM262 204H264L263 198H262V201H261V205H262ZM141 205H142V204H141ZM187 205H186V206H187ZM228 205H229V204H228ZM144 206H145V205H144ZM156 206H157V203H156ZM159 206H160V205H159ZM167 206L170 207L169 205H167ZM179 206H180V205H179ZM186 206H185L184 208H186ZM249 206H250V205H249ZM255 206H256V204H255ZM255 206H254V207H255ZM259 206H260V205H259ZM259 206H258V207H259ZM168 207H167V208H168ZM171 207L174 208V205L171 206ZM175 207H176V206H175ZM206 207H207V206H206ZM151 208H152V206H151ZM158 208H159V207H158ZM167 208H166V210H167ZM176 208H178V207H176ZM176 208H175V209H176ZM179 208H180V207H179ZM229 208H231V207H229ZM229 208H228V210H229ZM232 208H233V207H232ZM236 208H237V206H236ZM241 208H242V207H241ZM263 208H264V207H263ZM263 208L260 207V211H264ZM181 209H182V208H181ZM261 209H262V210H261ZM169 210H171V208H170ZM173 210H174V209H173ZM238 210H240V209H238ZM238 210L233 209V211H232V210L230 209V211H232L231 213H233V212L235 211L234 215H235V214L237 215L239 212H241V211L236 212V211H238ZM167 211H168V210H167ZM167 211H165V212H167ZM174 211H175V210H174ZM191 211H192V210H191ZM244 211H245V210H242V212H244ZM255 211H256V209H255ZM257 211L259 212V210H257ZM123 212H124V211H123ZM163 212H164V211H163ZM165 212H164V213H165ZM192 212H193V211H192ZM228 212H229V211H228ZM245 212H247V211H245ZM245 212H244V214H245ZM248 212L250 213V210H249ZM251 212H252V208H251ZM258 212H257V213H258ZM119 213H120V212H119ZM175 213H176V212H175ZM261 213H262V212H261ZM157 214H158V213H157ZM165 214L168 215L169 213H168V214L165 213ZM171 214H172V211H171ZM173 214H174V213H173ZM229 214H230V212H229L227 215H229ZM262 214H264V213H262ZM232 215H233V214H232ZM236 215H235V216H236ZM247 215H248V214H247ZM173 216H175V215H172V217H173ZM177 216H178V215H177ZM177 216H176V217H177ZM179 216H181V215H179ZM238 216H240V214H239ZM238 216H237V217H238ZM241 216H242V215H241ZM243 216H244V215H243ZM243 216H242V217H243ZM166 217H167V216H166ZM260 217H263V216L261 215ZM164 218H165V217H164ZM224 218H225V217H224ZM226 218H227V217H226ZM229 218H230V217H229ZM232 219H233V218H232ZM170 220H171V219H170ZM213 220H214V219H213ZM230 220H231V219H230ZM209 221H210V220H209ZM211 221H212V219H211ZM214 221H215V220H214ZM228 221H229V220H228ZM237 221H238V220H237ZM193 222H194V221H193ZM212 222H213V221H212ZM210 223H211V222H210ZM234 223H235V222H234ZM119 231H120V230H119ZM80 233H81V232H80ZM103 234H104V233H103ZM113 235H114V234H113ZM129 235H130V234H129ZM33 237H34V236H33ZM35 237H36V236H35ZM35 237H34V238H35ZM37 238H38V237H37ZM41 239H42V238H41ZM112 239H113V238H112ZM128 239H129V238H128ZM28 240H29V239H28ZM31 240H32V239H31ZM34 240H35V239H34ZM34 240H33V241H34ZM102 240H103V239H102ZM105 240H106V239H105ZM38 241H39V240H38ZM154 241H155V240H154ZM11 242H12V241H11ZM28 242H29V241H28ZM30 242H31V241H30ZM34 242H35V241H34ZM128 242H129V241H128ZM35 243H37V242H35ZM126 243H127V242H126ZM12 244H13V242H12ZM19 244H20V243H19ZM39 244H40V243H39ZM57 244H58V243H57ZM117 244H118V243H117ZM121 245H122V244H121ZM127 245H128V243H127ZM150 245H151V244H150ZM167 245H168V244H167ZM36 246H37V245H36ZM36 246L31 247V250H30V253H29V257H28V259H27V258H24V259H27V260H25V262H27V263H21V261L19 260V261H20V264H49V263H48V262H49V259H48L47 255H46V253H49V255H51V254H50V251H49V249H48L49 247H47L46 249H45V248H44V249H42V248H41V249H40V248L38 249V247H36ZM53 246H54V244H53ZM55 246H56V245H55ZM58 246H59V245H58ZM159 246H160V244H159ZM175 246H176V245H175ZM39 247H40V246H39ZM127 247H128V246H127ZM133 247H134V246H133ZM140 247H141V246H140ZM143 247H144V246H143ZM148 247H149V245H148ZM154 247H155V246H154ZM136 248H137V247H136ZM146 248H147V247H146ZM150 248H151V247H150ZM150 248L147 249V250H143V251L147 254L148 252H150V250H151ZM177 248H178V247H177ZM211 248H213V247H211ZM55 249H56V248H55ZM59 249H60V248H59ZM74 249H75V248H74ZM131 249H133V248H131ZM134 249H135V248H134ZM144 249H145V248H144ZM162 249H164V248H162ZM178 249H179V248H178ZM178 249H177L176 251H174V252H172L173 250H172V251H169V250L167 249V251L164 252V254L166 253L165 256L168 255L167 258H165L164 256H162V255H163V254H162V250H158V249L156 250V249H155V250H156V251H155V254H156V255H160V256H157L156 258H153V260H156V259L160 260L159 258L164 257V258H162V259H166V262H164V263H166V264H171V262H173L174 259H177V257L180 256V253L183 251V249H182V251H181V248H180V250H178ZM184 249H185V248H184ZM186 249H187V248H186ZM50 250H51V249H50ZM52 250H53V249H52ZM153 250H154V249H153ZM165 250H166V249H165ZM75 251H76V250H75ZM103 251H104V250H103ZM105 251H106V250H105ZM127 251H129V250H127ZM136 251H137V250H136ZM151 251H152V250H151ZM188 251H189V250H188ZM5 252H6V251H5ZM53 252H54V254L56 255V257H54V258H58V259L60 258L61 260H62V258L65 259V256H63V254L60 253L58 250H57V251H54V250H53ZM53 252H51V253H53ZM66 252H67V251H66ZM94 252H95V251H94ZM144 252H143V254L145 255ZM152 252H153V251H152ZM191 252H192V251H191ZM191 252H190V254H191ZM128 253H129V252H128ZM193 253H194V252H193ZM197 253H198V252H197ZM65 254H66V253H65ZM94 254H95V253H94ZM141 254H142V252H141ZM155 254H154V255H155ZM182 254H183V253H182ZM184 254H185V250H184ZM190 254H189V253L187 254V255H188V260H189V258H191V256L189 257ZM52 255H53V254H52ZM55 255H54V256H55ZM102 255H103V254H102ZM125 255H127V254H125ZM135 255H136V253H135ZM139 255H140V254H139ZM144 255H143V257H144ZM154 255H153V256H154ZM156 255H155V256H156ZM187 255H185V256H187ZM195 255H198V254H195ZM5 256H6V255H5ZM5 256H4V257H5ZM68 256H69V255H68ZM137 256H138V255H137ZM183 256H184V255H183ZM192 256H193V255H192ZM14 257H15V256H14ZM17 257H18V256H17ZM22 257H23V256H22ZM133 257H134V256H133ZM139 257H140V256H139ZM145 257H147V256H145ZM151 257H152V256H151ZM228 257H229V256H228ZM7 258H8V257H5L4 260L7 259ZM50 258H52V257H50ZM79 258H81V257H79ZM114 258H115V257H114ZM126 258H127V257H126ZM135 258H136V257H135ZM147 258H148V257H147ZM180 258H182V255L180 256ZM183 258H184V257H183ZM183 258H182V259H183ZM10 259H11V258H10ZM10 259H8V260H10ZM24 259H23V260H24ZM64 259H63V260H64ZM67 259H68V258H67ZM77 259H78V258H77ZM103 259H104V258H103ZM121 259H122V258H121ZM128 259H129V258H128ZM132 259H133V258H132ZM148 259H149V258H148ZM151 259H152V258H151ZM182 259H180V260H182ZM202 259H203V261L201 262V264H203V262H205V261H204L205 258H202ZM2 260H3V259H2ZM4 260H3V262H4ZM23 260H22V261H23ZM50 260H51V259H50ZM61 260H60V261H61ZM114 260H115V259H114ZM138 260H139V259H138ZM142 260L144 261V259H142ZM142 260H141V261H142ZM158 260H157V261H158ZM180 260L178 259L177 262L179 263ZM195 260H196V257H195V259H194V263H195ZM199 260H200V258H199ZM208 260H209V259H208ZM230 260H231V259H230ZM0 261H1V259H0ZM13 261L15 262V260H13ZM70 261H71V259H70ZM70 261H68V262H70ZM130 261H131V260H130ZM160 261H161V260H160ZM184 261H185V263H186V260H184ZM189 261H190V260H189ZM189 261H187V264L189 263ZM191 261H192V258H191ZM191 261H190V262H191ZM7 262H11V263H13L11 260H10V261H7ZM68 262H66V263L69 264ZM131 262H132V261H131ZM133 262H134V261H133ZM161 262H162V261H161ZM180 262H181V261H180ZM15 263H16V262H15ZM15 263H14V264H15ZM74 263L76 264V262H74ZM103 263H104V262H103ZM135 263H137V262L135 261ZM141 263H142V262H141ZM164 263H163V264H164ZM178 263H176V264H178ZM192 263H193V262H192ZM194 263H193V264H194ZM196 263H197V262H196ZM198 263H200V262H198ZM211 263H212V262H211ZM0 264H2V263H0ZM5 264H8V263H5ZM9 264H10V263H9ZM16 264H18V263H16ZM61 264H62V263H61ZM63 264H64V263H63ZM131 264H133V263H131ZM138 264H139V263H138ZM161 264H162V263H161ZM172 264H174V262H173ZM179 264H180V263H179ZM183 264H184V263H183ZM206 264H208V263H206ZM209 264H210V263H209Z\"/></svg>", "mask_w": 264, "mask_h": 264}]
</instances>
